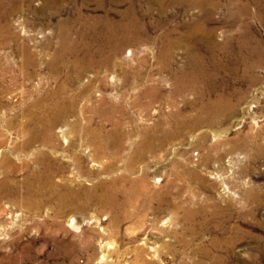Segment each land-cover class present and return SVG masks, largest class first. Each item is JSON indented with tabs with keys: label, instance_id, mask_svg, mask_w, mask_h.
I'll return each instance as SVG.
<instances>
[{
	"label": "rangeland",
	"instance_id": "374dc122",
	"mask_svg": "<svg viewBox=\"0 0 264 264\" xmlns=\"http://www.w3.org/2000/svg\"><path fill=\"white\" fill-rule=\"evenodd\" d=\"M204 1L230 56L190 33L195 0H0V264H264V0ZM128 11L145 41L110 69H76L69 48L96 53L103 22ZM245 36L256 42L243 64ZM217 101L221 117L193 129ZM177 117L185 126L161 145L156 127L171 132ZM142 142L153 150L138 156Z\"/></svg>",
	"mask_w": 264,
	"mask_h": 264
},
{
	"label": "bare ground",
	"instance_id": "6f19581e",
	"mask_svg": "<svg viewBox=\"0 0 264 264\" xmlns=\"http://www.w3.org/2000/svg\"><path fill=\"white\" fill-rule=\"evenodd\" d=\"M74 1V0H72ZM230 1V0H229ZM3 2V1H2ZM1 2V3H2ZM112 2H115V0H112ZM182 2V1H181ZM6 3V2H5ZM55 3V0H54ZM53 3V4H54ZM51 4V2H49L47 5ZM196 5L200 11V18L198 21L197 26L190 32L192 34V32L197 33L196 35H198V40L197 42L203 45L204 49H205V53L208 54L210 57H214L216 54L213 51L214 48L217 47H221L223 46V50H225V55L226 56H230L231 54L228 53L227 47L228 44H224V45H217L215 43V38H214V32L212 30H209L208 28H206L207 25V19L205 17L206 14V10H207V2L204 0H195V2H193V5ZM191 5V4H190ZM210 5V4H209ZM212 5V4H211ZM163 6V4H162ZM231 6V5H230ZM194 7V6H193ZM14 8V7H12ZM11 8V9H12ZM164 8V7H163ZM243 11V10H242ZM249 11V10H248ZM4 13V12H3ZM1 14V13H0ZM4 18V17H3ZM123 20L122 22L119 23H110V21L107 22H103L105 25L104 29L106 31L102 32L103 36L100 35L98 36L100 39V42L102 43L101 48L98 49V51L96 53H93L91 50H88V48H85V50L83 49V51H85V53L83 55H80L82 52V49L80 47H78L77 45H73L69 48V50L71 51V55H73L75 57V64L72 63L75 67L77 66L76 69H80L81 67H83L84 69H92L94 67H100V68H104V69H110L112 68L113 65V60L117 59V56L122 55V50L124 47L126 46H135L138 45L140 43H143L145 41V39L148 36V31H147V27L141 23L138 19V16L136 14H133L131 11H128L127 13L123 14ZM108 20V19H107ZM117 22V21H116ZM102 36V37H101ZM193 36V35H192ZM191 36V37H192ZM187 37V36H186ZM188 38V37H187ZM189 38H190V34H189ZM2 41V40H1ZM0 41V42H1ZM166 41V42H165ZM169 41V42H168ZM226 41V40H225ZM229 41V40H228ZM164 42L166 43V45L169 43L170 45H172L173 47L177 46L178 43H170L171 40H167L165 39ZM196 42V43H197ZM256 42V40L252 39L251 36L247 37L245 36L243 39L240 40V49L241 51V61L243 64L248 63V58H249V52L251 50V46ZM97 43V42H96ZM78 44V43H77ZM255 45V44H254ZM252 52V51H251ZM134 55V49L130 48L128 50L127 53V57L128 58H132V56ZM160 56H164V57H168L169 56V50L167 48H164L161 50L160 52ZM217 56V55H216ZM204 55L203 54H198V57L196 56L197 61L199 62L201 59H203ZM57 58L63 59L61 56H57ZM83 62V63H81ZM167 66H169L166 62H163L162 64V69L166 70ZM253 66V65H252ZM75 69V70H76ZM203 68H201L199 66V68L196 69V71L193 73V77L192 81L188 83V85L186 87L191 88H195V84H197L199 77L201 79V75H206L203 74ZM123 71V70H122ZM79 72V71H78ZM122 73V72H121ZM122 75V74H121ZM126 76H128V73L125 72L123 81L124 83H126ZM183 76V75H182ZM123 77V76H121ZM141 78V77H140ZM197 78V79H195ZM208 78V77H207ZM203 79V78H202ZM201 79V80H202ZM186 80V79H185ZM183 81L180 79L177 82V87L175 90V95L181 94V91H184L183 88L185 86V84L183 85ZM120 85V84H119ZM135 86V85H134ZM141 86V85H140ZM126 88V87H125ZM119 89V88H118ZM148 89V88H147ZM137 91V90H135ZM134 91V92H135ZM148 91V90H147ZM129 92V91H128ZM201 97L203 95V92H200ZM141 98H145V95L142 94ZM107 99L105 96L102 98V100ZM118 99V97H117ZM125 99V98H122ZM146 99V98H145ZM157 99H161L158 98L157 96L155 98H152L151 101H157ZM116 100V99H115ZM114 100V101H115ZM138 100V99H136ZM140 100V99H139ZM117 101V100H116ZM119 102L116 103L115 105H113V103H110V100L107 101V103H109L112 107V109L114 111H116V109L118 110V108H120V112H122L123 108L120 104L121 100H118ZM222 101V100H221ZM221 101H217L214 103H210L207 105H202L200 113H202L204 116L202 118L196 119L194 120V123H192L193 129L194 127L198 126V125H202V124H207V125H212L214 124V119L221 115L223 113L222 107L224 105H222ZM159 103V102H158ZM136 104V101L134 100V104ZM132 105V104H131ZM132 105V107H133ZM150 106V105H149ZM128 107V106H127ZM131 107V108H132ZM63 107L60 106H55L56 111L54 112V116H53V121L57 122L60 118V113L63 111L62 109ZM139 109V108H138ZM145 110V109H144ZM223 116V115H222ZM221 117V116H219ZM178 119L176 120V129L168 132V131H163V127L157 126L156 129L157 131L161 130V135L158 138L160 141V144L162 145L168 138H170L171 136L174 135H178L180 130L182 129L183 126H185L186 124V120L185 119H180L179 117H177ZM218 119V118H217ZM159 122V121H158ZM218 122V121H217ZM189 123V122H188ZM157 125V124H156ZM167 128V127H166ZM151 129V128H150ZM169 129V128H168ZM170 130V129H169ZM90 132V131H89ZM141 134H143L145 140L148 139L149 136V132L145 131V132H141ZM100 135V133L98 131L95 132H91V138L92 140H90V145L93 148V151L96 152V154H101L103 152V150H105L107 148L106 143L105 144H99L97 142V138ZM126 133L123 129L122 126H117L115 125L112 129V131L109 133L108 135V139L110 141L113 142V144L115 145V148L118 149H122L124 148V144L122 142V140L126 137ZM63 136L65 137L66 134L64 133ZM149 136V137H148ZM152 136V135H151ZM176 137V136H175ZM156 140V139H155ZM151 151L153 150V146L151 145V143L148 142H142L140 144V146L137 148L136 153L138 156L143 155V153L145 151ZM46 163V162H45ZM78 163V160L77 162ZM48 165V164H47ZM52 166V165H51ZM45 167V166H44ZM53 167V166H52ZM130 168V167H129ZM45 170V169H44ZM56 171V170H55ZM51 173H56L54 172V170L51 171ZM46 174V173H45ZM50 177V176H49ZM217 177V176H216ZM53 178H50V181H52ZM48 181V180H47ZM52 185V184H51ZM252 195V194H251ZM114 196L112 195L111 198H113ZM101 199V198H100ZM74 220L71 221V224H73ZM74 225V224H73Z\"/></svg>",
	"mask_w": 264,
	"mask_h": 264
}]
</instances>
